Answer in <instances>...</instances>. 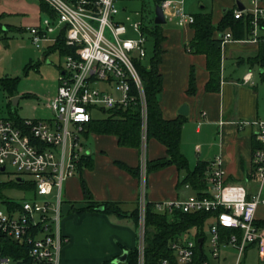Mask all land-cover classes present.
<instances>
[{"label": "built area", "instance_id": "obj_1", "mask_svg": "<svg viewBox=\"0 0 264 264\" xmlns=\"http://www.w3.org/2000/svg\"><path fill=\"white\" fill-rule=\"evenodd\" d=\"M44 1L53 14L46 13L40 22L27 26L33 43L46 50L57 43L64 30V40L71 51L63 54L58 89L48 99L53 115L23 117L21 122L0 117V171H6L11 164L16 178L25 180L24 174H29L33 182L30 197L0 206V264H62V246L67 241L61 228L62 188L65 180L78 171V161L86 153L83 130L95 117L94 110L140 104L143 182L147 174L148 102L137 66V60L146 59L149 53V31L142 13L136 11L120 19L121 8L116 0ZM250 2L246 9L237 8L235 15L249 13L251 40L256 41L263 26L264 4L262 0ZM160 4L166 17H176L180 25L194 21V14L185 11L183 0H161ZM220 37L222 42L233 38L231 31ZM250 79L248 73L245 80ZM253 122L260 142L252 157V179L257 188L251 191L241 182L227 181L218 157L206 169L209 195L155 202L160 212L181 209L211 213L205 221L211 233L208 248L204 230L183 236L188 229L170 240L173 256L162 257L158 264H221L227 247L236 249L238 264L253 242L264 253V229L256 222L257 208L264 203V120ZM146 203L142 187L138 264H145ZM6 241L17 242V255L4 252Z\"/></svg>", "mask_w": 264, "mask_h": 264}, {"label": "crops", "instance_id": "obj_2", "mask_svg": "<svg viewBox=\"0 0 264 264\" xmlns=\"http://www.w3.org/2000/svg\"><path fill=\"white\" fill-rule=\"evenodd\" d=\"M134 1L122 0L123 3ZM156 3L160 2L154 0ZM227 4L221 12L217 4L218 15L215 18L214 3L211 12L215 24L219 23L227 8L240 9L237 0H228ZM201 10H205L203 5ZM143 11L140 12L144 17ZM135 12L122 8L118 17L123 19ZM249 17V13L244 11L241 18L249 20ZM227 31L232 32L233 38L222 42L220 89L207 90L210 78L207 55L193 52L187 45L194 37V27L191 23L180 25L176 17L167 18V22L162 24L164 38L159 69L163 75V89L160 106L166 118L182 115L179 108L183 103L189 106V113L183 114L187 120L182 127L181 151L187 156L190 169L195 168L199 160L210 164L220 157L227 181L243 183L245 179L247 182L243 184L254 191L257 184L252 179V157L260 142L258 127L253 121L264 120V68L256 74L255 66H264V62H252L251 59L258 55L264 43V25L256 41L251 40L250 23L242 36H235L230 28L222 32L216 30L215 35L221 36ZM151 38L153 41L149 34L148 43ZM48 52L49 48L44 51ZM192 68L196 75L195 93L187 91ZM248 73H251V79L245 80ZM83 141L87 158L78 171L65 180L62 188L61 228L67 237L61 251L62 264H102L122 254L125 249L128 254L137 249L139 232L134 212L139 207L142 187H145L146 200L153 203L197 195V190L189 182H182L186 169H180L176 163L147 171L143 182L140 170L142 143L140 147L121 145L117 135L94 130L83 134ZM145 153L147 160L168 155L166 145L155 137H147ZM127 166L138 168V173ZM83 179L94 200L115 202L124 214L100 208L80 210L90 204L84 195ZM256 221L264 229V203L257 208ZM253 253H257L260 264H264V253H260L257 242L247 246L240 262ZM119 264L135 263L127 259Z\"/></svg>", "mask_w": 264, "mask_h": 264}, {"label": "trees", "instance_id": "obj_3", "mask_svg": "<svg viewBox=\"0 0 264 264\" xmlns=\"http://www.w3.org/2000/svg\"><path fill=\"white\" fill-rule=\"evenodd\" d=\"M161 0H157L160 2ZM40 6L46 13L53 14L52 9L44 1L40 0ZM144 6V26L153 37L152 53L144 60H137V66L141 73L142 80L147 95L148 102V120H147V137H155L167 147L168 155L157 158L155 160H147V171L165 166L169 163H176L180 169H186V174L182 182H189L196 190L197 196L209 195L208 184L206 182V169L209 166L208 161L199 160L195 168L190 169L187 156L181 151V134L184 122L187 120L186 115H178L174 118H166L162 114L160 106V92L163 89V75L159 69V63L162 60L163 48L161 41L164 38L162 33V24L154 21V10L151 8V15ZM146 9V10H145ZM194 14V21L191 23L195 29L194 37L187 44L188 48L196 53H205L207 55V67L210 71V78L206 84L207 90L216 91L220 89L221 84V60H222V38L216 36V30L224 31L227 28L233 30L235 36H242L245 27L249 25L248 18H236L234 9L227 8L219 21L215 24L212 20V12L199 10ZM0 14V19H1ZM247 22V24H246ZM264 24V20L262 22ZM3 24H1L2 26ZM64 30L61 31L60 39L53 46L49 47V51L58 49L62 54L70 52L64 40ZM252 62H264V43L261 46L258 55L253 57ZM12 77V76H11ZM0 78V82L9 87L11 92L14 91L15 85L20 80V76ZM9 78V79H8ZM187 91L189 93L196 92V75L194 68L190 72V81ZM14 93V92H13ZM106 115L102 117L91 118L84 126L83 134L94 130L102 133H112L117 135L118 142L121 145L140 147L142 143V118L140 104H134L127 107H115L103 110ZM11 118L17 122H21L23 117L18 113L11 112ZM87 158L86 154L82 155L78 161V168ZM131 171L138 173V168L134 169L127 166ZM1 172V171H0ZM33 186V182L28 184L26 180H18L16 177L11 180L0 179V197L10 203L14 200L5 194L6 187H26ZM84 195L89 206L81 208L98 209L104 205V210L114 211L119 214H124V211L115 202H98L93 199L92 193L88 188L84 179L82 180ZM137 223H139V207L135 210ZM173 219H169L167 212L156 210L155 203L147 201L145 226L148 227V238L146 239L145 247V264H158L162 257L173 256V250L170 248V240L176 235L196 226L202 232V227L206 219L210 216L207 211H192L187 212L181 209L173 211ZM257 222V221H256ZM259 225V224H258ZM264 225V221L262 222ZM15 243L6 241L4 252L15 254ZM138 248L129 252L128 260L138 264ZM112 259L104 261L102 264H114Z\"/></svg>", "mask_w": 264, "mask_h": 264}, {"label": "rangeland", "instance_id": "obj_4", "mask_svg": "<svg viewBox=\"0 0 264 264\" xmlns=\"http://www.w3.org/2000/svg\"><path fill=\"white\" fill-rule=\"evenodd\" d=\"M246 7L251 6L250 0H240ZM228 0H183L184 9L188 13H195L202 9L213 11L215 3L214 17L218 15L217 4L221 12L226 7ZM118 6L127 8V12L144 10L143 5L155 9L154 0H135L134 2L123 3L118 1ZM150 4H152L150 6ZM149 5V6H148ZM149 11V10H148ZM150 14L152 13L149 11ZM0 78L20 76V80L15 85L14 93L8 86L0 82V117H9L11 112L18 113L25 117H50L53 111L48 106L49 97L53 96L59 85V73L61 65H64L65 57L59 49L50 50L44 53V49H39L33 43L26 26L40 22L46 15L45 10L40 8V0H0ZM133 14V13H132ZM241 18L242 16H236ZM138 17V16H137ZM263 22V21H262ZM1 24H3L1 26ZM264 25V24H263ZM23 27V28H21ZM149 56L152 53L153 41H149ZM264 66L256 65L255 73L260 74V69ZM9 79V78H8ZM18 96V99H14ZM94 116L102 117L106 113L100 109L93 111ZM16 177L13 166L8 164L6 171L0 172V179L11 180ZM26 183L30 182V175L24 174ZM246 183L247 180H242ZM31 186L26 187H6L5 194L13 200H23L32 194ZM7 203L0 197V206L6 207ZM140 212V207H139ZM169 219H173L174 213L167 212ZM146 225V224H145ZM138 223V232L140 230ZM207 235L205 247L208 248L210 238L209 223L202 227ZM198 230L191 227L189 232H184L183 236H192ZM145 238H148V227L145 226ZM244 257V254L242 255ZM243 257L241 258L243 260ZM138 259V258H137ZM236 249L227 247L223 250L220 260L221 264H235ZM257 253L249 256L247 260L240 264H260ZM239 264V263H238Z\"/></svg>", "mask_w": 264, "mask_h": 264}, {"label": "water", "instance_id": "obj_5", "mask_svg": "<svg viewBox=\"0 0 264 264\" xmlns=\"http://www.w3.org/2000/svg\"><path fill=\"white\" fill-rule=\"evenodd\" d=\"M237 3H238V6L240 9H245V4L240 1V0H237ZM154 21L158 24H164L167 22V17H166V14H165V11H164V8L161 6L160 3H156L155 5V9H154ZM14 99H18V96H15ZM179 112L182 113V114H188L189 113V106L187 103H183L180 108H179ZM5 166L3 165L1 167L2 170H4ZM18 180H23V178L21 176H18L17 177ZM104 205H101L99 206L100 209H104ZM200 241L203 240V237H200L199 238ZM127 257H128V250H124V252L118 256H116L115 258H113L112 262L114 264H119L120 262L122 261H125L127 260Z\"/></svg>", "mask_w": 264, "mask_h": 264}]
</instances>
